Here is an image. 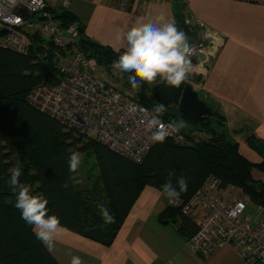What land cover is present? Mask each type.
Returning <instances> with one entry per match:
<instances>
[{
    "label": "trees",
    "instance_id": "obj_1",
    "mask_svg": "<svg viewBox=\"0 0 264 264\" xmlns=\"http://www.w3.org/2000/svg\"><path fill=\"white\" fill-rule=\"evenodd\" d=\"M53 14L64 28L77 25L79 37L75 44L60 49L36 33L31 36L28 55L0 47V264H58L15 207L16 195L8 183L15 166L22 169L21 183L29 187L31 194L48 200L49 214L58 216L62 226L103 245L113 242L143 190L153 187L160 191L170 172L174 173V186L180 176L187 179V191L180 195L184 200L214 177L221 189H241L255 206L264 208V184L253 177L254 170L264 172V142L254 135L247 138L249 147L262 157L261 163H252L230 137L226 119L218 110L209 105L213 116L200 118L181 113L178 105L187 80L171 87L158 78L154 84L142 83L136 89L139 99L135 101L150 110L165 105L161 118L187 122L181 130L184 144L172 139L156 143L141 164L115 154L94 138L67 130L34 109L27 102L29 93L44 82L59 83L61 63L76 49L109 72L124 52L91 41L69 10H55ZM85 139L88 143L74 151ZM13 145L17 150L11 149ZM85 151L94 153L99 174L92 188L76 183L74 173L68 170L70 155ZM16 154L21 156L19 161ZM65 183L67 188L63 187ZM100 204L115 217L114 223L104 222ZM159 219L176 225L187 243L198 232L197 221L180 209L168 206Z\"/></svg>",
    "mask_w": 264,
    "mask_h": 264
},
{
    "label": "crops",
    "instance_id": "obj_2",
    "mask_svg": "<svg viewBox=\"0 0 264 264\" xmlns=\"http://www.w3.org/2000/svg\"><path fill=\"white\" fill-rule=\"evenodd\" d=\"M119 3L71 0L69 11L91 41L115 51H125V42L117 39L122 32L161 15L174 21L193 46L203 41V31L184 26L189 18L225 37L216 42V55L198 92L225 117L241 154L252 163H261V155L249 147L247 138L254 135L264 142V0L160 1L146 13H142L143 0H131L126 10ZM191 61L200 70L198 60ZM11 149L17 150L15 145ZM20 158L16 154L18 161ZM253 177L264 184V172L254 170ZM168 200L158 189L146 187L110 245L67 229L49 253L58 264H70L73 256L80 257L83 264H264L244 260L231 247L210 257L193 254L176 225L159 219ZM202 215L198 210L192 216L199 223Z\"/></svg>",
    "mask_w": 264,
    "mask_h": 264
},
{
    "label": "built area",
    "instance_id": "obj_3",
    "mask_svg": "<svg viewBox=\"0 0 264 264\" xmlns=\"http://www.w3.org/2000/svg\"><path fill=\"white\" fill-rule=\"evenodd\" d=\"M173 0H143L142 13L153 3ZM131 0H120L119 8L128 9ZM71 0H0V47L22 55L32 48L31 36L39 34L60 49H67L77 42V25L64 28L54 19L53 11L69 10ZM185 25L203 31V41L194 46L196 53L204 54L205 61L194 66L187 83L196 91L202 87L217 52L215 33L200 22L186 19ZM214 40L208 44L205 39ZM60 67V81L56 85L44 82L29 93L27 102L40 113L53 118L67 130L77 135L94 138L115 154L136 164L143 163L156 145L150 141L151 133L138 101L126 99L106 83L95 71L94 60L75 50ZM206 63L208 68L203 67ZM112 72L119 71L112 65ZM165 124L173 120L161 118ZM178 144L185 137L171 134ZM170 207L182 210L185 215L202 211L198 232L188 242L195 255L210 257L225 247H231L241 258L250 263H264V208L255 206L241 189L220 188L217 178H209L189 199L168 200Z\"/></svg>",
    "mask_w": 264,
    "mask_h": 264
},
{
    "label": "clouds",
    "instance_id": "obj_4",
    "mask_svg": "<svg viewBox=\"0 0 264 264\" xmlns=\"http://www.w3.org/2000/svg\"><path fill=\"white\" fill-rule=\"evenodd\" d=\"M43 6V0H40ZM126 44L125 51L114 61L113 66L128 80L133 89H139L142 83L154 84L159 78L171 87H179L193 70L191 57L195 54L194 46L189 42L185 32L179 30L174 21L167 20L163 15L155 21L143 22L138 26L121 33L117 37ZM149 139L153 143H163L171 134H179L187 127L183 119L173 120L165 124L161 116L166 111L164 104H158L149 114L148 109L141 107ZM82 163V155L74 152L68 158V170L75 173ZM8 183L16 195L15 207L20 210L21 218L32 226L37 239L51 253L55 249L57 237L67 229L61 225L60 218L49 214L48 200L30 193L27 185L21 183L22 169L15 166L10 170ZM174 173L161 187V194L171 202L187 191L188 181L180 176L176 186L172 183ZM64 188L68 184L63 185ZM105 223H114L115 217L103 204L98 205ZM70 264H83L78 256H73Z\"/></svg>",
    "mask_w": 264,
    "mask_h": 264
},
{
    "label": "rangeland",
    "instance_id": "obj_5",
    "mask_svg": "<svg viewBox=\"0 0 264 264\" xmlns=\"http://www.w3.org/2000/svg\"><path fill=\"white\" fill-rule=\"evenodd\" d=\"M95 71L111 87L121 92L126 99L138 100L139 95L136 89H133L126 79L121 78V74L117 72H109L104 67H100L96 60H94ZM198 71H203L202 68ZM88 143V140H83L81 144L77 147H74V151L82 148L85 144ZM82 163L77 172L74 173L76 183L81 185L84 188H92L98 181V169L96 168V159L93 152L85 151L81 153Z\"/></svg>",
    "mask_w": 264,
    "mask_h": 264
},
{
    "label": "water",
    "instance_id": "obj_6",
    "mask_svg": "<svg viewBox=\"0 0 264 264\" xmlns=\"http://www.w3.org/2000/svg\"><path fill=\"white\" fill-rule=\"evenodd\" d=\"M216 38L225 40L223 35L215 33ZM214 39L212 37H207L205 39L206 43L210 44ZM195 58L199 63L205 61L204 54L198 52L195 55ZM203 67L208 68L206 63L203 64ZM178 110L190 117L200 118V117H212L213 113L211 107L208 102L205 101L198 91L194 89L192 85L187 83L182 93V97L180 99Z\"/></svg>",
    "mask_w": 264,
    "mask_h": 264
}]
</instances>
